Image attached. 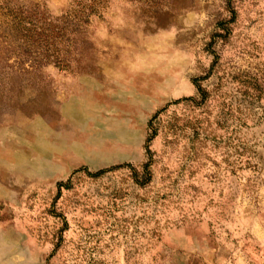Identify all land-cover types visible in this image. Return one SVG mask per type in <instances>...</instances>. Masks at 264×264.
<instances>
[{"label": "rangeland", "instance_id": "1", "mask_svg": "<svg viewBox=\"0 0 264 264\" xmlns=\"http://www.w3.org/2000/svg\"><path fill=\"white\" fill-rule=\"evenodd\" d=\"M64 224L91 263L264 264V0H0V264Z\"/></svg>", "mask_w": 264, "mask_h": 264}, {"label": "trees", "instance_id": "2", "mask_svg": "<svg viewBox=\"0 0 264 264\" xmlns=\"http://www.w3.org/2000/svg\"><path fill=\"white\" fill-rule=\"evenodd\" d=\"M14 18L17 20L16 22V26L17 28L19 27H23V31H25L26 33H34L35 37H38V40L43 39L44 43L46 44V46H52L53 45V40H55V38L58 37V33L59 30H56L57 27H52L50 23L48 22H42V27H37V21L34 20L35 16H33L32 14L28 15L23 14L22 12H17L14 16ZM29 27V28H28ZM25 28V29H24ZM18 30V29H17ZM19 31V30H18ZM58 59V60H57ZM63 62L62 58H57L56 57V62H54L56 65H60ZM198 91H201V88L199 86H197ZM158 113H156L149 121L148 123V127H152V123L154 118L157 116ZM155 136V131H151V133L148 135L147 139H146V145H145V149H146V155L148 157V160L142 165V170H141V177H139V174L137 172L136 169L132 168L133 171V177L134 180L136 181V183L140 186H144L146 184H148L151 181V172H150V165H151V152L149 150V143L151 142V140L154 138ZM116 167H121V166H116ZM112 170V168L110 169H102V170H98L94 173H88V175L90 177L93 178H98L100 176H102L103 174H105L106 172ZM69 184L68 183H63L60 182L57 184V196H59V194L61 193V191L63 189L67 190L69 189ZM66 224H64V227H62L59 230V235H58V240L57 242L54 244V248L52 250V252L49 254V256L46 259L47 264H72L70 263V260L68 257L64 256L63 259L61 260V262H53V259L59 255L61 257V254L64 255H70L75 257L74 259V264H96L94 262H88L87 261V252L84 251V248L81 247L76 251V254L71 252V251H67L65 249L66 245H65V241L62 238V233L66 230ZM86 252V253H84ZM61 253V254H60ZM78 259V260H77Z\"/></svg>", "mask_w": 264, "mask_h": 264}]
</instances>
